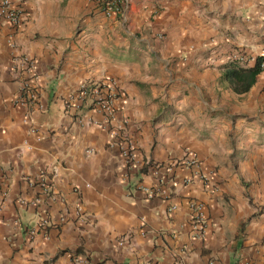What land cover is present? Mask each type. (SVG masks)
I'll return each instance as SVG.
<instances>
[{
    "label": "crops",
    "instance_id": "obj_1",
    "mask_svg": "<svg viewBox=\"0 0 264 264\" xmlns=\"http://www.w3.org/2000/svg\"><path fill=\"white\" fill-rule=\"evenodd\" d=\"M123 1L107 16L95 0H13L21 23L0 24V264H264V70L246 92L224 78L232 50L249 66L261 53L264 0ZM21 54L36 61L33 106L13 101ZM109 78L111 121L90 102L67 109L82 82ZM189 150L198 168L180 162ZM147 160L168 194L138 188L158 184Z\"/></svg>",
    "mask_w": 264,
    "mask_h": 264
},
{
    "label": "built area",
    "instance_id": "obj_2",
    "mask_svg": "<svg viewBox=\"0 0 264 264\" xmlns=\"http://www.w3.org/2000/svg\"><path fill=\"white\" fill-rule=\"evenodd\" d=\"M107 16H112L114 14L121 13L124 6L123 0H95ZM22 19V12L18 6L13 4V0H0V24L8 22L12 25H19ZM258 57H262L261 66L264 68V47ZM256 57V61L257 58ZM251 57L243 49H234L232 50L228 57L227 63H235L239 66H249ZM35 59L28 54H21L16 56L14 69L16 70L21 81L19 84V91L14 97V102L17 105L23 106H33L37 103L38 96L35 92V87L33 84V79L36 77L34 71ZM119 93V83L114 78H109L106 80H86L80 84V86L74 90L66 99V107L68 110L77 111L87 102H90L95 108H98L105 112L107 116V121H111L115 114V99ZM118 128L111 131V146L118 145L119 142L116 140L119 138ZM136 144L128 143L125 146H122V155L127 163V165H135L137 163L136 159ZM180 162L184 163L188 167L198 168L199 167V157L197 153L193 150H189ZM139 167L141 169L150 170V172L158 179V184L154 187H143L142 185L138 188L144 189L150 196L158 194H168L167 192L161 189L160 183H163L165 180V175L162 172V169L165 167L159 162L152 160H147L144 163L142 162ZM199 173V172H198ZM205 179L204 175L200 176ZM193 181L192 177L185 178L186 183H191ZM39 184L43 191L50 194V185L47 182V179L44 175L41 176ZM177 205H172L171 209H176ZM78 211L81 212V207H78ZM190 211L192 215L191 224H192V234L195 238H203L207 228V214H206V204L200 200H193L190 202ZM50 224L49 219L43 218L40 221V228L46 230ZM36 233V229L30 231V236H33ZM120 244L124 243V240H120ZM85 260L83 256H73L74 264L81 263ZM247 264V263H245Z\"/></svg>",
    "mask_w": 264,
    "mask_h": 264
},
{
    "label": "trees",
    "instance_id": "obj_3",
    "mask_svg": "<svg viewBox=\"0 0 264 264\" xmlns=\"http://www.w3.org/2000/svg\"><path fill=\"white\" fill-rule=\"evenodd\" d=\"M261 61L262 57H258L254 65L246 67L235 63H227L225 65L224 78L229 80L235 91H249L251 86L256 82L258 74L264 70L261 66Z\"/></svg>",
    "mask_w": 264,
    "mask_h": 264
}]
</instances>
